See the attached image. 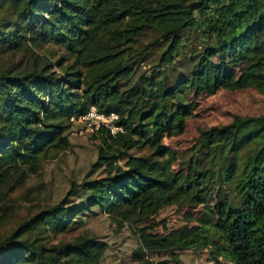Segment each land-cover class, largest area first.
I'll list each match as a JSON object with an SVG mask.
<instances>
[{
  "label": "trees",
  "instance_id": "trees-1",
  "mask_svg": "<svg viewBox=\"0 0 264 264\" xmlns=\"http://www.w3.org/2000/svg\"><path fill=\"white\" fill-rule=\"evenodd\" d=\"M221 88L264 93V0H0V264H101L106 242L65 238L100 213L141 221L136 264H181L183 250L264 264V113L201 129L181 154L164 143ZM92 105L123 128L98 131L100 169L54 203L39 183L17 210ZM178 203L186 223L153 232Z\"/></svg>",
  "mask_w": 264,
  "mask_h": 264
},
{
  "label": "rangeland",
  "instance_id": "rangeland-1",
  "mask_svg": "<svg viewBox=\"0 0 264 264\" xmlns=\"http://www.w3.org/2000/svg\"><path fill=\"white\" fill-rule=\"evenodd\" d=\"M71 62V61H70ZM58 72V67L55 68ZM264 113V93L255 88L233 90L221 88L215 93H202L196 101L194 114L186 121L184 131L176 136L166 137L164 143L174 152L181 154L191 147L197 139L201 129L212 126H220L231 122L233 115L249 116ZM69 148L45 162L39 174L31 175L28 182L20 188L14 196L19 204L17 210L22 213L27 206L20 204L21 195L35 185L42 183L44 197L39 200L43 205L46 202L54 203L62 199L69 190L70 181H80L81 177L95 168L99 146L103 143L104 133H87L80 123L71 124L68 129ZM139 153H148L139 151ZM175 168L178 165L174 164ZM91 173H94L91 172ZM34 196L35 190L32 192ZM189 211L185 204L178 203L164 206L155 220L153 232L163 233L169 229L179 227L186 223L184 214ZM200 215L193 212V221L189 222L192 227H197V232L208 233L210 230L202 226L195 218ZM141 221L132 222L124 220L118 225L112 216L100 213L96 216L86 218L85 225L74 232L65 235L71 240L77 235H96L99 240L106 242L108 248L101 264H136L132 255L133 250L138 247L136 229L142 226ZM159 222V223H158ZM163 223L167 228L163 227ZM181 264H210L209 254L195 251H177ZM149 258L154 260L166 257L165 253H151ZM170 264H173L170 263Z\"/></svg>",
  "mask_w": 264,
  "mask_h": 264
},
{
  "label": "built area",
  "instance_id": "built-area-1",
  "mask_svg": "<svg viewBox=\"0 0 264 264\" xmlns=\"http://www.w3.org/2000/svg\"><path fill=\"white\" fill-rule=\"evenodd\" d=\"M70 120L74 123H80L87 133H94L103 129L115 136L123 131L122 126L117 123L118 114L116 112L101 111L93 105L84 114L72 116Z\"/></svg>",
  "mask_w": 264,
  "mask_h": 264
}]
</instances>
